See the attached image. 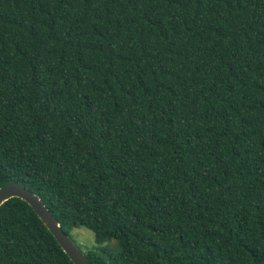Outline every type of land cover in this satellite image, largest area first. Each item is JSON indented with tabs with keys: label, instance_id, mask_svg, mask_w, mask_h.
I'll return each instance as SVG.
<instances>
[{
	"label": "trees",
	"instance_id": "obj_1",
	"mask_svg": "<svg viewBox=\"0 0 264 264\" xmlns=\"http://www.w3.org/2000/svg\"><path fill=\"white\" fill-rule=\"evenodd\" d=\"M10 181L92 264H264V0H0ZM0 264L74 262L11 197Z\"/></svg>",
	"mask_w": 264,
	"mask_h": 264
},
{
	"label": "water",
	"instance_id": "obj_2",
	"mask_svg": "<svg viewBox=\"0 0 264 264\" xmlns=\"http://www.w3.org/2000/svg\"><path fill=\"white\" fill-rule=\"evenodd\" d=\"M11 197L21 198L33 208L74 264H92L37 194L17 181H10L0 186V205Z\"/></svg>",
	"mask_w": 264,
	"mask_h": 264
},
{
	"label": "rangeland",
	"instance_id": "obj_3",
	"mask_svg": "<svg viewBox=\"0 0 264 264\" xmlns=\"http://www.w3.org/2000/svg\"><path fill=\"white\" fill-rule=\"evenodd\" d=\"M70 235L72 239L80 246L83 252H87L89 250H93V246L95 247L94 237L92 231L85 227H74L70 231ZM107 244H114L113 241L107 242L103 244V246Z\"/></svg>",
	"mask_w": 264,
	"mask_h": 264
}]
</instances>
